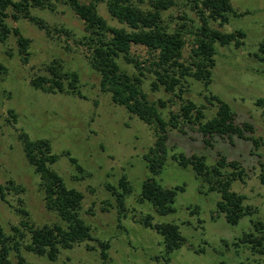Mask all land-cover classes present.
<instances>
[{
    "label": "rangeland",
    "instance_id": "rangeland-1",
    "mask_svg": "<svg viewBox=\"0 0 264 264\" xmlns=\"http://www.w3.org/2000/svg\"><path fill=\"white\" fill-rule=\"evenodd\" d=\"M132 1L144 7L148 5V0ZM231 3L236 12L246 13H230L228 22L222 25L212 23L225 31L244 30L243 44L238 47L216 44L211 81L205 85L187 77L183 97L202 106L205 118H209L217 105L205 94L218 95L230 104L236 123L248 121L253 125V131L247 133L256 137L259 145L254 146L251 139L236 135H214L209 145L197 128L185 125L183 131L168 129L167 146L169 153L204 154L208 164L214 163L219 154L225 155L228 161L240 162L244 179L233 180L231 188L243 193L244 203L255 211L242 216L235 224L227 222L223 213H217L219 193L206 191V184L196 176L191 165L180 166L170 156L153 177L164 186H184L175 195L174 211L160 215L149 201H139L141 183L151 175L143 157L155 139L151 126L115 103L110 92L100 89L99 76L81 45L65 41L63 36L48 35L27 18H6L9 25L18 26L30 38L27 62L17 52L13 33L4 42L0 41V183L5 185L12 179L24 188L22 191L5 189L4 198L0 197V225L7 234L16 233L12 226L24 232L23 236L16 233L19 250L10 249L9 264H264V252L240 240L246 232L260 234L253 220L264 223V182L260 180V161H264V60L255 54L264 41V0H231ZM182 8L172 6L164 15L175 17ZM31 11L50 24L71 28L76 35L84 32L82 20L65 4H58L54 11L39 7H32ZM98 11L110 24L122 25L108 13L103 2L99 3ZM188 14L197 19L194 12L188 11ZM170 24L174 26L175 20ZM190 49L188 41L183 47V59H190ZM131 54L148 66L145 46L132 45ZM55 58L64 68L79 73L80 88L86 97L43 91L31 85V77L47 73L45 65ZM118 62L127 71L137 72L133 63L123 56ZM153 79L154 75L146 72L142 87L150 99L167 100L166 106L160 108L167 117L170 110L178 109L180 99L162 87L152 90ZM258 98L263 103H258ZM9 108L14 110L15 120ZM21 130L31 138H49L52 151L67 149L83 166V172L79 171L67 155H60L52 164L67 186L83 192L80 214L90 225L94 238L61 248L54 260L24 246L29 241V232L21 220L28 216L21 214L17 207L27 209L35 225L54 222L64 225V222L45 206L39 175L26 159L18 137ZM122 174L130 181L132 191L125 198L126 210L119 218L115 197L106 184L117 185ZM146 214L152 215L153 222L177 223L184 236L180 247L166 254L161 234L139 221ZM95 238L109 241L107 260L101 257Z\"/></svg>",
    "mask_w": 264,
    "mask_h": 264
},
{
    "label": "trees",
    "instance_id": "trees-1",
    "mask_svg": "<svg viewBox=\"0 0 264 264\" xmlns=\"http://www.w3.org/2000/svg\"><path fill=\"white\" fill-rule=\"evenodd\" d=\"M102 2L108 13L122 25L110 24L99 13L98 5ZM58 4L67 5L82 20L84 32L81 35H76L65 25L50 24L31 11L32 7L54 11ZM176 5L183 6L182 12L175 17L172 15L169 18L165 17L164 12ZM188 11L194 12L197 19L189 16ZM230 13L242 15L246 11L236 12L231 0H148L145 7L132 0H0V41L4 42L10 33H13L21 60L23 62L29 60L30 38L24 35L18 26L8 24L6 18L11 16L14 20L27 18L44 29L48 35L63 36V40H71L76 45H81L91 67L99 76L100 89L110 92L115 103L123 105L153 129L154 142L143 154L151 175L142 181L138 200L149 201L160 215L174 211L172 203L175 195L179 190H183L184 186L182 184L164 186L153 177L170 156L180 166L191 165L196 176L206 184V191L219 193L216 201L217 213H223L227 222L235 224L242 216L255 211V208L253 210L249 204L244 203L243 193L231 188L233 180L244 179V169L240 162L236 159L228 161L225 155L219 154L214 163L208 164L204 154L187 155L183 151L169 153L167 146L168 129L171 127L183 131L185 125L197 128L205 143L209 145L214 135L228 137L236 135L251 139L254 146L259 145L258 139L247 133L253 131V125L248 121L236 123L235 112L230 104L218 95L205 94L210 102L214 100L217 105L216 111L209 118H205L202 106L183 97L187 77L200 80L205 85L211 81L216 44H233L237 47L243 44L244 30L238 28L225 31L212 23L222 25L228 22ZM172 19L175 20L174 26L170 24ZM188 41L191 43V53L190 59L185 60L182 51ZM132 45L147 48L148 66L131 54ZM258 50L256 56L264 60V41L260 42ZM120 56L133 63L137 72H129L122 68L118 62ZM45 70L47 73L31 77L30 83L33 87L48 92L59 91L86 97L81 91L80 76L76 70L64 68L56 58L45 65ZM146 72L154 75L151 81L152 90L162 87L180 99L178 109L170 110L167 117L160 109L166 106L167 100L150 99L142 87ZM258 103H263L262 98H258ZM8 112L15 120L14 110L9 108ZM18 137L26 159L39 175V187L43 192L46 208L54 210L64 222V225L58 222L35 225L30 221L28 210L17 207L21 214L28 216L21 220V224L29 232V241L24 246L27 250L54 260L61 248H70L77 242L94 238L90 225L80 214L83 192L67 186L62 175L52 167V164L60 155H67L79 171L83 172V166L67 149L60 152L52 151L49 138H31L23 130L19 132ZM260 167L262 170L260 180L264 182V161H260ZM106 186L115 197L120 218L126 210L125 198L132 191L130 181L122 174L117 185ZM5 189L22 191L24 188L12 179L5 185L0 183L1 198H4ZM139 221L161 234L166 254L180 247L184 241V236L175 222H153L151 214L140 217ZM253 226L260 234L246 232L240 240L250 242L254 249L264 252V223L259 219L253 220ZM12 228L19 236L24 235L16 226ZM16 233L7 234L0 225V264H9L8 255L11 248L19 250L20 244ZM95 239L100 246L101 257L107 260L109 241Z\"/></svg>",
    "mask_w": 264,
    "mask_h": 264
}]
</instances>
